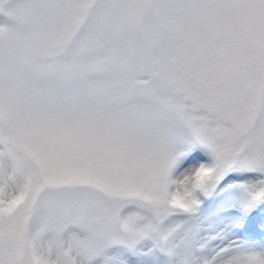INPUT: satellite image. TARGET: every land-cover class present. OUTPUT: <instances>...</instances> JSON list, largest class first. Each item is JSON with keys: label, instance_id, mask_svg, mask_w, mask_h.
<instances>
[{"label": "snow or ice", "instance_id": "snow-or-ice-1", "mask_svg": "<svg viewBox=\"0 0 264 264\" xmlns=\"http://www.w3.org/2000/svg\"><path fill=\"white\" fill-rule=\"evenodd\" d=\"M0 264H264V0H0Z\"/></svg>", "mask_w": 264, "mask_h": 264}]
</instances>
